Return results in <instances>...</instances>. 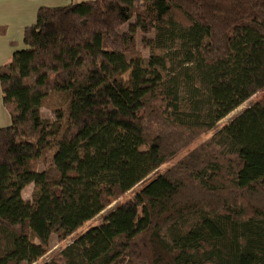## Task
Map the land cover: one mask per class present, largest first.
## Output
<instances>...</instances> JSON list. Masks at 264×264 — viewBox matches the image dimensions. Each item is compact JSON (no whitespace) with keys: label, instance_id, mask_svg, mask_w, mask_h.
<instances>
[{"label":"trees","instance_id":"trees-1","mask_svg":"<svg viewBox=\"0 0 264 264\" xmlns=\"http://www.w3.org/2000/svg\"><path fill=\"white\" fill-rule=\"evenodd\" d=\"M82 1L39 8L0 67V264L42 261L143 182L41 264H264V0Z\"/></svg>","mask_w":264,"mask_h":264},{"label":"rangeland","instance_id":"rangeland-1","mask_svg":"<svg viewBox=\"0 0 264 264\" xmlns=\"http://www.w3.org/2000/svg\"><path fill=\"white\" fill-rule=\"evenodd\" d=\"M81 2H83V1L82 0H65L64 2L59 3L60 5L58 7H65V6H68L70 4H79ZM146 37L152 38L151 35H148ZM142 39H143V35H141L140 33L137 34V50L142 55V57L144 59H148L151 52L149 49L144 48L142 46ZM175 46L176 45L173 46L172 50L175 49ZM22 47L24 48L23 42L21 39V43L19 44V48H22ZM157 55H160V54H157ZM161 72H162V75L164 76L165 79H167V80L173 79V77L178 72L176 63L166 65L165 68ZM173 85H174V83H173ZM177 89L180 90L179 85H177ZM263 92H260L259 94L255 95L254 97L249 99L245 104H243L240 108H238L235 111H233L232 113H230L226 118L221 120L209 133L205 134L204 136H201L198 140H196L194 143H192L191 146H189L185 150L181 151L174 158H172L171 160H169L168 162L163 164L149 178H151L154 175H157L159 173L164 172L165 170L169 169L174 164L179 162L181 159H183L187 154L192 152L194 149H196L198 146H200L204 141H206L211 135H213L215 132H217L222 125L231 122L244 109H247L252 104H255L256 102H258L260 100V97L263 94ZM181 97H185L183 90L181 91ZM56 101H57L56 98H52L51 100H47L43 104V106L40 110V113H41L43 118H50V119L53 118V115L51 113V109L53 107L58 106V102H56ZM9 126H10V117L2 105V94H1V90H0V128H6ZM144 184H145V182H143L142 184L137 186L135 189H133L131 192H129L128 194L124 195L119 200H117L116 202L111 204L108 208H106L103 212H101L98 216H96L92 221L86 223L84 226H82L80 229H78L76 231V233L73 234V236H71L69 239H67V241L59 244V243H57L55 236H53L50 240V251H49V253L42 259V261H39L36 264H41V263L47 262L52 255L60 252L64 246L70 245L75 238L85 234L88 230H90L95 225H97L100 221H102L104 217H106L113 210H115L119 206V204L126 202L130 198V196L133 195L135 192H137L141 187H143ZM77 190H81V188L79 186H77ZM31 191H32V185H30L29 188H26L22 194L24 195V197L30 198Z\"/></svg>","mask_w":264,"mask_h":264},{"label":"crops","instance_id":"crops-1","mask_svg":"<svg viewBox=\"0 0 264 264\" xmlns=\"http://www.w3.org/2000/svg\"><path fill=\"white\" fill-rule=\"evenodd\" d=\"M64 1L0 0V27L6 28V35L0 37V67L9 65L13 54L25 48L24 45V48H19L23 31L34 25L38 9L41 7L56 8L60 5L59 3ZM22 193V199L29 201L30 198L24 197Z\"/></svg>","mask_w":264,"mask_h":264}]
</instances>
